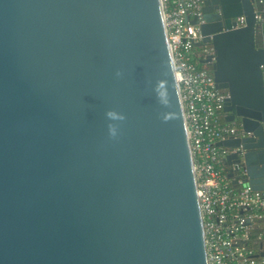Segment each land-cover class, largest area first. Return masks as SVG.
I'll return each instance as SVG.
<instances>
[{"label":"water","instance_id":"obj_1","mask_svg":"<svg viewBox=\"0 0 264 264\" xmlns=\"http://www.w3.org/2000/svg\"><path fill=\"white\" fill-rule=\"evenodd\" d=\"M200 10L226 175L264 190V0ZM0 264H208L161 0H0Z\"/></svg>","mask_w":264,"mask_h":264},{"label":"built area","instance_id":"obj_2","mask_svg":"<svg viewBox=\"0 0 264 264\" xmlns=\"http://www.w3.org/2000/svg\"><path fill=\"white\" fill-rule=\"evenodd\" d=\"M164 24L183 106L192 154L197 196L204 228L208 264H264V255L247 241L256 221L264 218V190L233 184L223 164L228 149L217 142L237 134V127L222 122L227 93L215 87L209 65L200 63L213 53L201 42L194 16H201V0H161ZM236 18V26L243 24ZM264 238L259 233L257 240Z\"/></svg>","mask_w":264,"mask_h":264},{"label":"trees","instance_id":"obj_3","mask_svg":"<svg viewBox=\"0 0 264 264\" xmlns=\"http://www.w3.org/2000/svg\"><path fill=\"white\" fill-rule=\"evenodd\" d=\"M209 69H210V67H209ZM220 115H221V116H220V120H221L222 122H225V120H224V118H223V116H222V112H221ZM261 220H262V219L257 220V221H256V224H257V222H258V223L261 222ZM255 226H256V225H254V227H255ZM254 227H252L251 230H250L249 238H248L247 243H248V245H249L252 249H257L258 246H259V244H260V241H261L262 239H264V238H262V239H260V240H257V239H256V236H257L259 233L264 234V228H262L263 231H259V228L257 229V228H254Z\"/></svg>","mask_w":264,"mask_h":264},{"label":"clouds","instance_id":"obj_4","mask_svg":"<svg viewBox=\"0 0 264 264\" xmlns=\"http://www.w3.org/2000/svg\"><path fill=\"white\" fill-rule=\"evenodd\" d=\"M119 74V73H118ZM106 116L112 120H123L124 116L121 114H118L116 111L113 110H108L106 112ZM169 116H165V120L169 119ZM108 131L110 133V135L115 136L116 135V127L112 124L108 125Z\"/></svg>","mask_w":264,"mask_h":264},{"label":"flooded vegetation","instance_id":"obj_5","mask_svg":"<svg viewBox=\"0 0 264 264\" xmlns=\"http://www.w3.org/2000/svg\"><path fill=\"white\" fill-rule=\"evenodd\" d=\"M201 5H202V0H201ZM256 45H257L258 47H261V46H262V40H261L260 35L257 36V39H256ZM262 75H263V81H264V65H262ZM225 115H226V113H224V112L222 111V116H223V118H224ZM227 122H228V121H227ZM229 122L232 123V124H234V125L237 127L236 132L238 133L237 122H236L235 120H234V121H229Z\"/></svg>","mask_w":264,"mask_h":264},{"label":"crops","instance_id":"obj_6","mask_svg":"<svg viewBox=\"0 0 264 264\" xmlns=\"http://www.w3.org/2000/svg\"><path fill=\"white\" fill-rule=\"evenodd\" d=\"M225 167V166H224ZM226 171V170H225ZM227 176V175H226ZM230 179V181H231V183H233V184H235L234 182H233V180L231 179V178H229ZM256 226L254 227V228H259V231H263L262 230V228H264V218H262V220H261V222H257V224H255ZM260 243H262V247L264 248V239H262L261 241H260ZM260 245V244H259ZM260 247L258 246V248L257 249H259Z\"/></svg>","mask_w":264,"mask_h":264}]
</instances>
